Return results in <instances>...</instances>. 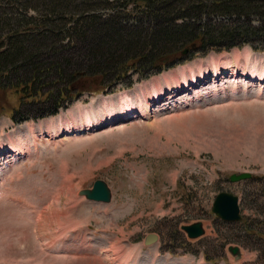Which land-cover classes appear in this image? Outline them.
<instances>
[{
    "label": "rangeland",
    "instance_id": "rangeland-1",
    "mask_svg": "<svg viewBox=\"0 0 264 264\" xmlns=\"http://www.w3.org/2000/svg\"><path fill=\"white\" fill-rule=\"evenodd\" d=\"M192 54L20 123V96L0 87V264H264V49ZM242 172L253 176L230 180ZM97 179L110 202L79 195ZM221 191L240 197L243 223L213 213ZM197 222L193 239L182 226Z\"/></svg>",
    "mask_w": 264,
    "mask_h": 264
},
{
    "label": "trees",
    "instance_id": "trees-1",
    "mask_svg": "<svg viewBox=\"0 0 264 264\" xmlns=\"http://www.w3.org/2000/svg\"><path fill=\"white\" fill-rule=\"evenodd\" d=\"M246 44L264 49V0H0V87L20 96L17 122L57 114L131 71Z\"/></svg>",
    "mask_w": 264,
    "mask_h": 264
},
{
    "label": "water",
    "instance_id": "water-1",
    "mask_svg": "<svg viewBox=\"0 0 264 264\" xmlns=\"http://www.w3.org/2000/svg\"><path fill=\"white\" fill-rule=\"evenodd\" d=\"M251 177L252 173L250 172L235 173L231 175L230 180L232 182H238L250 179ZM79 194L85 195L89 200L98 202H109L112 197L111 189L108 183L103 179L96 180L92 188L82 189ZM213 212L224 221H240L242 219L240 197L231 192H220L214 200ZM182 229L185 230L191 238H197L205 232L202 222L183 225ZM158 239L159 235L157 233H150L145 238V244L151 245L157 242ZM229 250L236 255V258L241 256V249L239 246H230Z\"/></svg>",
    "mask_w": 264,
    "mask_h": 264
},
{
    "label": "bare ground",
    "instance_id": "bare-ground-1",
    "mask_svg": "<svg viewBox=\"0 0 264 264\" xmlns=\"http://www.w3.org/2000/svg\"><path fill=\"white\" fill-rule=\"evenodd\" d=\"M258 65V64H257ZM257 65H254L253 66V68H254V72H256V73H258V70H257ZM211 66H213V64L211 65ZM208 68V69H207ZM207 68H201L200 70L202 71V73L203 74H210V73H208V72H206L207 70H210L209 69V67H207ZM223 69H225V68H223ZM220 66L219 67H217V68H215V69H213V72H215L214 73V75H218L219 77L218 78H220L223 74H224V72L225 71H222L221 72V70H223ZM199 70V72H201ZM205 70V73L203 72ZM217 72V73H216ZM261 74V73H260ZM251 76V75H250ZM185 77V76H184ZM261 77V76H260ZM193 78H196V76H193ZM250 78V77H249ZM253 80H256V76H255V74L253 75ZM262 80H264V74L262 75V77L260 78V82H262ZM155 87H160V86H158V85H156ZM156 88V89H157ZM155 90V89H154ZM138 96V95H137ZM150 98V97H149ZM132 98H130V96L127 94V96H120V98H119V100H118V103L120 104V106L122 107V109L125 111V109L126 108H128V110L127 111H133V108L131 107L132 106V103H131V100ZM149 100H147L146 99V96H145V98H144V103H140V100H139V104H140V106L141 105H145L146 104V102H148ZM138 103H137V105H139ZM147 105H149L148 103H147ZM109 107H110V104L108 105ZM139 106V107H140ZM122 113V112H121ZM119 114V113H118ZM141 115H143V114H141ZM146 115V114H145ZM125 117V116H124ZM71 130H75L74 129V127H71L70 128V130H68V134H70V133H73L74 131H71ZM71 135V134H70ZM0 147H1V149L3 148V149H7L6 147H4V146H2V144L0 145ZM8 147V151H11V148H13L12 147V145H10V146H7ZM2 149V150H3ZM0 152H1V150H0ZM18 199H20V198H18ZM17 201V200H16ZM67 236V235H66Z\"/></svg>",
    "mask_w": 264,
    "mask_h": 264
}]
</instances>
